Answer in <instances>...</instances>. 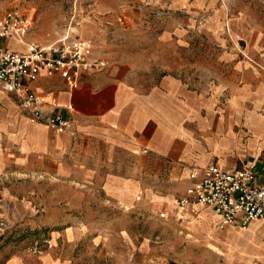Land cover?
Returning <instances> with one entry per match:
<instances>
[{
  "label": "crops",
  "instance_id": "obj_1",
  "mask_svg": "<svg viewBox=\"0 0 264 264\" xmlns=\"http://www.w3.org/2000/svg\"><path fill=\"white\" fill-rule=\"evenodd\" d=\"M216 3L89 0L88 7L98 25L127 28L157 18L165 25L161 43L173 36L185 40L201 16L207 17L201 30L208 35L226 42L227 26L239 40L241 22L221 20L220 11L211 12ZM5 45L12 52L24 50L10 40ZM247 56L248 61L241 60L225 51L222 60L233 69L230 79L202 88L171 74L146 86L127 65L83 74L74 90L59 77H40L32 87L46 115L70 122L63 131L32 121L0 91V184L59 185L58 227L48 229L51 249L76 245L86 232L92 233L93 245L104 247L107 234L122 239L129 232L131 213L159 210L158 219H170L180 235L196 238L193 246H207L222 264L264 262L263 222L252 221L245 230L235 225L218 230L219 217L211 208L195 206L192 213L175 203L190 186L191 167H247L264 178V52L248 50ZM162 171L164 184L158 181ZM2 189L13 198L11 189ZM52 252L40 264H71ZM5 264L20 262L14 256Z\"/></svg>",
  "mask_w": 264,
  "mask_h": 264
},
{
  "label": "rangeland",
  "instance_id": "obj_2",
  "mask_svg": "<svg viewBox=\"0 0 264 264\" xmlns=\"http://www.w3.org/2000/svg\"><path fill=\"white\" fill-rule=\"evenodd\" d=\"M88 2L0 0V16L10 9L19 10L30 23L27 40L43 47L57 43L68 32H72V37L89 40L94 57L106 62L103 71L127 65L146 86L167 74L180 76L197 88L224 83L233 74L232 64L222 60L225 51L236 52L247 61L248 50L264 52V0H217L216 9L211 12L220 11L221 20L225 16L232 20L237 17L241 22L237 28L239 40L234 39L227 26L226 42L208 35L201 30L207 17L201 16L185 40L173 36L167 44L158 40L165 26L159 19L150 18L147 24L127 28L98 25ZM154 14L151 13L158 16ZM165 173L162 171L158 180L163 184L167 180ZM3 187L11 189L13 198ZM59 190L57 184H0V264L14 256L20 264H40L41 257L48 260L49 251L56 258L67 257L71 264H222L207 246H193L197 245L196 238L180 235L170 219H158L159 210L131 213L129 232L123 233L122 239L107 234L104 247L93 245L92 233L86 232L76 245L59 244L52 250L48 229L58 227Z\"/></svg>",
  "mask_w": 264,
  "mask_h": 264
},
{
  "label": "built area",
  "instance_id": "obj_3",
  "mask_svg": "<svg viewBox=\"0 0 264 264\" xmlns=\"http://www.w3.org/2000/svg\"><path fill=\"white\" fill-rule=\"evenodd\" d=\"M29 26L28 19L19 10L10 9L0 16V91L11 96L32 121L66 130L70 122L58 115H46L44 103L32 84L40 77H59L74 90L79 87L83 74L103 71L106 62L94 57L89 40L73 39L69 33L50 46L28 41ZM9 40L24 50L9 51L5 45ZM66 110L72 111L71 106ZM147 152L142 149L143 154ZM188 180L190 186L185 195L175 199L180 209L193 213L195 206L211 208L219 217L218 230L227 225L245 230L252 221L264 224V178L254 170L191 167ZM158 216L163 218L164 213Z\"/></svg>",
  "mask_w": 264,
  "mask_h": 264
},
{
  "label": "bare ground",
  "instance_id": "obj_4",
  "mask_svg": "<svg viewBox=\"0 0 264 264\" xmlns=\"http://www.w3.org/2000/svg\"><path fill=\"white\" fill-rule=\"evenodd\" d=\"M180 217V216H179Z\"/></svg>",
  "mask_w": 264,
  "mask_h": 264
}]
</instances>
